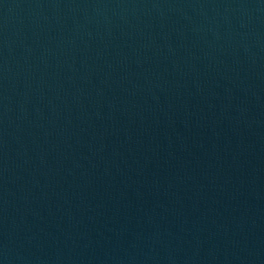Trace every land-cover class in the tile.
Returning a JSON list of instances; mask_svg holds the SVG:
<instances>
[{"label": "water", "instance_id": "obj_1", "mask_svg": "<svg viewBox=\"0 0 264 264\" xmlns=\"http://www.w3.org/2000/svg\"><path fill=\"white\" fill-rule=\"evenodd\" d=\"M0 264H264V0H0Z\"/></svg>", "mask_w": 264, "mask_h": 264}]
</instances>
